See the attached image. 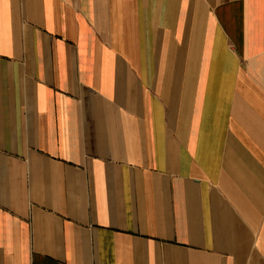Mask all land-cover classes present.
<instances>
[{"label":"crops","instance_id":"obj_1","mask_svg":"<svg viewBox=\"0 0 264 264\" xmlns=\"http://www.w3.org/2000/svg\"><path fill=\"white\" fill-rule=\"evenodd\" d=\"M0 264H264V0H0Z\"/></svg>","mask_w":264,"mask_h":264}]
</instances>
